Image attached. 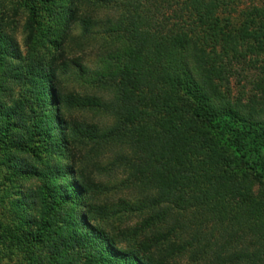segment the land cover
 Returning a JSON list of instances; mask_svg holds the SVG:
<instances>
[{"label": "trees", "instance_id": "obj_1", "mask_svg": "<svg viewBox=\"0 0 264 264\" xmlns=\"http://www.w3.org/2000/svg\"><path fill=\"white\" fill-rule=\"evenodd\" d=\"M15 2L27 53L1 16L0 144L24 155L11 175L36 184L0 242L32 264H173L193 244L179 232L199 220L205 251L221 238L218 264H264V65L251 91L231 87L241 49L264 54V5L236 23L226 13L238 0L124 1L104 29L115 62L91 68L67 47L76 29L97 35V12L119 0ZM78 78L101 94L69 89Z\"/></svg>", "mask_w": 264, "mask_h": 264}, {"label": "rangeland", "instance_id": "obj_2", "mask_svg": "<svg viewBox=\"0 0 264 264\" xmlns=\"http://www.w3.org/2000/svg\"><path fill=\"white\" fill-rule=\"evenodd\" d=\"M127 0H119L118 3L109 4L101 8L97 13V17L102 20L101 24L96 27V34L90 36L87 40H84L80 37V29L74 31V41L71 42L67 47V53L65 59L69 60H81L80 62L84 65H87L91 68L99 66L98 61H113L115 62V54L118 53L120 44L111 37V35L104 31L105 23L107 18H111L114 21H117L122 14L127 13V8L123 4ZM16 5L15 0H0V17L9 16L11 19V25H14L16 20H20V11L21 8H14ZM264 5V0H238L234 5L235 10L232 12L226 13V16L229 15L234 22H238L239 19H244L245 13L253 10L255 7H261ZM4 12V14H2ZM17 12V15L14 14ZM1 20V19H0ZM17 41L21 46L22 51L26 54L27 47L25 42V35L23 34L22 25L18 21L14 25ZM79 42L82 44L80 45ZM244 52V56L234 60L232 67L233 72L231 75V87L233 97H238L242 91H251L253 89V84L258 75L261 74V65H264V54L258 56L253 54L251 51H248L246 47L241 49ZM256 60V64L252 61ZM67 84V83H66ZM68 88H74L76 90L83 91L86 87L88 88L87 92L90 93H100L97 92L88 82H85L83 79L78 78L76 81L70 80L67 84ZM101 94V93H100ZM79 115V114H78ZM77 115V116H78ZM80 120L86 119L88 123L100 122L102 125H108L111 123L110 117L108 115L101 116L95 115L93 112H86L78 116ZM111 153V152H110ZM84 154V153H83ZM82 154V155H83ZM19 157H24L23 154L18 153L17 151H11L5 148L4 145L0 144V230L7 228H18L20 224L23 223L25 219V210L19 207L20 201L22 199L23 192L21 190L28 189L33 187L36 184V178L34 176H12V167L15 165V159ZM82 157V156H81ZM112 155H109V159ZM81 165L92 168L90 160H81ZM81 168H83L81 166ZM89 171V170H88ZM121 177V171L112 173H104L100 175V178L103 180L107 178ZM99 178V179H100ZM122 191L119 195H123ZM147 217V214L144 215H131L127 225L134 226L139 221H142ZM200 224V221L191 222L187 230L180 231V238L183 239V243L187 244L188 242L193 243L186 251L178 256H175L173 264H218L221 263L218 259V249L221 248V238L219 237L218 249L217 247L213 248L214 251L210 250L207 252L203 248L207 247L208 239L206 240L204 232H202V238H199L196 234L199 231H206ZM165 227L161 226L160 230H163ZM29 231V228L24 229ZM196 236V238H195ZM198 240V241H197ZM210 241H213L210 239ZM223 252V251H222ZM227 253V252H224ZM222 253L223 255H226ZM28 252L19 246H10L8 243L0 242V264H32L31 260H39V257L31 259L27 255ZM30 257V258H29ZM225 258V257H223Z\"/></svg>", "mask_w": 264, "mask_h": 264}]
</instances>
